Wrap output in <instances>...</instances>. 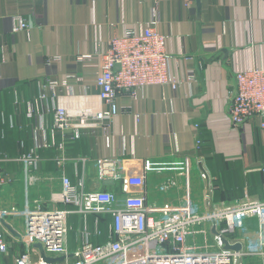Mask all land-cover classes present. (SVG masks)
<instances>
[{
	"label": "crops",
	"instance_id": "1",
	"mask_svg": "<svg viewBox=\"0 0 264 264\" xmlns=\"http://www.w3.org/2000/svg\"><path fill=\"white\" fill-rule=\"evenodd\" d=\"M17 16L29 27L13 33ZM146 24H154L166 36L168 72L178 82L177 88L146 86L134 98L121 93L119 113L110 121L108 146L99 129L67 143L66 175L75 182L84 171L88 189L116 192L121 198V180L98 178L101 159L136 162L137 168L147 160L177 163L190 171L192 203L200 210L204 183L197 166L201 160L207 167L206 157L214 173L210 172L216 188L214 201L245 195L264 200L261 119L235 128L227 118L235 72L264 70V0H200L198 17L195 0H0V172L12 177L10 186L0 192L1 204L18 206L25 195L31 200L47 199L57 191V180L25 187L19 158L45 140L51 146L37 149V169L57 173L60 138L50 134L53 104L58 98L71 112L80 107L96 109L95 98L81 103L80 97L97 93L93 84L108 39L126 30L139 32ZM68 73L79 81L53 93L48 89L46 99L35 103L45 79L60 80ZM30 103L34 111L29 115ZM197 139L201 141L198 148ZM177 173L147 176L148 205L178 202L184 176ZM171 181L174 185L161 189ZM93 218L68 217L70 251L77 247L84 225L93 231ZM99 228L100 235H91L92 243L107 240V216L99 221ZM8 241V262L4 264H13L12 256L21 247L11 237ZM242 264H264V256L246 254Z\"/></svg>",
	"mask_w": 264,
	"mask_h": 264
},
{
	"label": "built area",
	"instance_id": "2",
	"mask_svg": "<svg viewBox=\"0 0 264 264\" xmlns=\"http://www.w3.org/2000/svg\"><path fill=\"white\" fill-rule=\"evenodd\" d=\"M28 27V23L17 16L11 31H24ZM100 57V72L93 84L97 93L80 97L81 103L95 98L97 108L80 107L71 112L57 98L51 109L50 134L60 138L56 145L60 151V157L56 158L57 173L37 169V149L51 146L45 140L19 158L24 166L25 187L43 180H57L59 186L47 199L31 200L25 195L19 207L0 203V219L17 234L12 235L0 222V264L8 262V237L21 247L20 252L12 256L13 264H50L33 247L37 243L46 256H63L62 264H236L237 258L242 264V257L246 254L264 256V200L245 195L232 201H214V177L203 162L201 167L197 166L204 183V201L200 210L192 203L190 171L177 163L147 160L137 168L136 162L101 159L98 178L121 180V198L116 192L88 189L84 171L77 181L70 180L65 173V145L99 129L105 146H108L110 121L119 113L117 99L121 93L134 98L146 86L169 85L176 89L178 85L168 72L166 36L154 24H146L139 32L126 30L121 35H112ZM234 79L235 88L227 107L229 123L238 128L259 117L260 128L264 129V70L237 71ZM72 81H79L72 73L60 80L45 79L35 103L46 99V90L53 93L58 87H68ZM33 111L30 103L29 115ZM200 144L197 139L196 147ZM1 159L7 160L6 157ZM163 171H177L178 175L184 176L182 196L175 203L148 205L145 180L150 173ZM11 180L8 174L0 172V192L10 186ZM172 185L174 182L171 181L163 184L161 189L166 190ZM72 214L93 216L94 227L91 232L84 225L77 247L70 251L67 247L68 217ZM106 216L109 218L107 240L92 243V233L100 235L99 221ZM252 222L255 227L250 229L248 225ZM212 226L215 233L211 232ZM222 239L229 244L240 243V251L224 249ZM33 255L38 258L33 259Z\"/></svg>",
	"mask_w": 264,
	"mask_h": 264
},
{
	"label": "water",
	"instance_id": "3",
	"mask_svg": "<svg viewBox=\"0 0 264 264\" xmlns=\"http://www.w3.org/2000/svg\"><path fill=\"white\" fill-rule=\"evenodd\" d=\"M196 3V10H197V17L199 16V8H200V0H195ZM198 164L201 167V160H198ZM1 224L12 234H14L15 236H17V234L12 230V228L6 224L4 222V220L0 219ZM212 233H215V228L214 226H212L211 228ZM222 243H223V248L224 249H228V250H233V251H240L241 249V244L240 243H235V244H229L227 240L222 239ZM34 248L38 249V251L40 252V256L41 258L46 262V263H56V262H60L64 260L63 256L60 257H48L44 254L42 247L40 244H34L33 245ZM236 264H239V259H236Z\"/></svg>",
	"mask_w": 264,
	"mask_h": 264
},
{
	"label": "trees",
	"instance_id": "4",
	"mask_svg": "<svg viewBox=\"0 0 264 264\" xmlns=\"http://www.w3.org/2000/svg\"><path fill=\"white\" fill-rule=\"evenodd\" d=\"M204 159H205L204 162H205L206 166L208 167V170H209L212 174H214L213 171H212V166H210V164H209V161L207 160L206 157H204ZM215 189H216V188H215ZM215 189H214V195H215V191H216ZM213 199H214V197H213ZM105 218H106V217H101V219H103V220H104ZM107 220H108V219H107Z\"/></svg>",
	"mask_w": 264,
	"mask_h": 264
},
{
	"label": "rangeland",
	"instance_id": "5",
	"mask_svg": "<svg viewBox=\"0 0 264 264\" xmlns=\"http://www.w3.org/2000/svg\"><path fill=\"white\" fill-rule=\"evenodd\" d=\"M20 205H21V201H20ZM20 205H18V207H19ZM7 219H8V220H11V218H7ZM14 223H15L16 226H18V221H15Z\"/></svg>",
	"mask_w": 264,
	"mask_h": 264
}]
</instances>
